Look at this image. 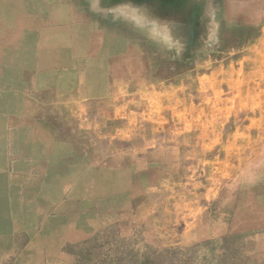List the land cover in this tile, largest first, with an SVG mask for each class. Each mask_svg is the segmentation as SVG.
Here are the masks:
<instances>
[{
	"label": "rangeland",
	"instance_id": "rangeland-1",
	"mask_svg": "<svg viewBox=\"0 0 264 264\" xmlns=\"http://www.w3.org/2000/svg\"><path fill=\"white\" fill-rule=\"evenodd\" d=\"M163 1L167 12L158 8L155 16L150 14L153 5L139 6L146 8L147 20L162 27L169 21L168 15L177 12L171 14L176 29L150 31L153 45L149 53L159 60L148 64L149 75L163 79L180 75L181 84L190 86L193 93L184 95L178 105L185 107L190 101L207 107L195 105L194 119L188 124L184 123L185 112L174 109L175 114L164 107L158 124L136 126L131 141H114L115 148L126 153L115 157V163L129 162L139 170L138 180L129 178L131 192H141L140 173L153 167L151 173L146 171L147 178H152L150 192L138 194L143 202L139 207L113 211L95 235L67 245L61 262L264 264V109H250L249 95L233 93L241 70L247 75L242 81L248 85L246 59L252 30L264 23V0H243L247 14H257V21L251 23L248 17L240 21L228 12L225 2L229 0ZM24 3L0 0L2 134H9L13 126L19 128L27 113L40 118L49 112L43 110L47 93L42 85L25 75L34 63L24 60V48L11 36ZM161 10L166 14L159 17ZM235 98L242 101L243 108L236 107ZM14 104L23 109L16 110ZM130 113L133 118L135 113ZM49 114L58 119L57 112ZM250 120L255 122L250 125ZM151 133L153 140L144 141L143 136L151 137ZM11 144H0V188L10 187L17 177L12 173L13 163L21 158H14L17 146ZM29 243L30 239L19 236L7 248L20 251Z\"/></svg>",
	"mask_w": 264,
	"mask_h": 264
},
{
	"label": "crops",
	"instance_id": "crops-1",
	"mask_svg": "<svg viewBox=\"0 0 264 264\" xmlns=\"http://www.w3.org/2000/svg\"><path fill=\"white\" fill-rule=\"evenodd\" d=\"M242 2L229 0L225 5L240 21L246 17L250 23L257 21V14H247ZM166 3L25 0L21 5L24 11L16 15L18 25L11 36L27 54L18 59L34 63L25 75L42 85L47 93L43 110L49 112L40 118L27 113L19 128L11 127L9 134L0 131V144L17 146L13 156L21 158L13 163L14 182L0 188L4 190H0V264H60L64 248L95 235L108 214L143 204L138 194L150 192L152 178L146 171L151 173L153 167L140 173L141 192H131L129 178L138 180L139 170L129 162L115 163L114 158L125 152L115 148L114 141H131L136 126L158 124L164 107L180 109L185 112L184 123H192L195 105H201L190 101L185 107L178 105L184 95L193 93L181 84L180 75L164 79L149 75L148 64L159 60L149 53L150 31L176 29L171 15L176 11L168 13L169 21L162 27L147 20L146 8L139 6L153 5L150 14L155 16L158 8L167 12ZM162 10L159 17L166 14ZM251 36L246 59L250 79L245 84L242 77L247 75L241 70L233 93L249 95L250 109H264V23ZM234 101L243 108L242 101ZM50 111L57 112L58 119ZM254 122L250 120V125ZM150 135L143 140H153ZM19 236L30 239L29 245L20 251L8 249L11 239Z\"/></svg>",
	"mask_w": 264,
	"mask_h": 264
}]
</instances>
